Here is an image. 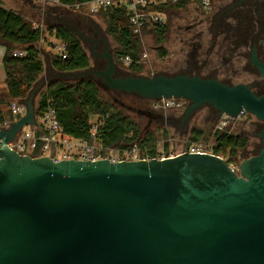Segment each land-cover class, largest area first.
Instances as JSON below:
<instances>
[{
	"label": "water",
	"instance_id": "obj_1",
	"mask_svg": "<svg viewBox=\"0 0 264 264\" xmlns=\"http://www.w3.org/2000/svg\"><path fill=\"white\" fill-rule=\"evenodd\" d=\"M96 42L107 65L94 71L108 89L185 98L183 123L206 104L219 116L245 109L263 121L264 140V92L187 71L118 75L107 43ZM253 63L264 79V62ZM34 99L31 92L26 114L0 131L4 143L36 121ZM0 264H264V147L237 171L214 153L54 160L4 145Z\"/></svg>",
	"mask_w": 264,
	"mask_h": 264
},
{
	"label": "trees",
	"instance_id": "obj_2",
	"mask_svg": "<svg viewBox=\"0 0 264 264\" xmlns=\"http://www.w3.org/2000/svg\"><path fill=\"white\" fill-rule=\"evenodd\" d=\"M83 1L88 0H59L63 5ZM180 6L185 7L183 3H177L170 8L177 9ZM60 8L61 6L52 9L57 12ZM99 13L106 17L108 33L117 39L118 46L113 54L115 62L125 63L124 58L129 56L133 61L128 64V69L132 73H140L143 67V63L138 62L142 54L141 36L132 32L127 10L109 7ZM150 29L155 30L160 38H163L168 29V23L155 26L146 25L143 27V33ZM52 38L65 43L67 50L66 57L57 53L50 54L51 64L56 70L78 71L91 65L90 57L79 37L66 25L57 23L44 29L35 27V24L28 21L20 11L6 8L0 1V41L6 45L3 56L6 91L0 94V102L7 98H24L28 94L33 83L44 71V60L37 47V42L40 39L47 41ZM49 43L53 45L52 40H49ZM15 49L25 50L26 55H14ZM166 53V50H161V54ZM102 92L101 84L91 77L50 83L39 93L36 114H41L48 105H52L65 131L78 138H88L91 116L102 114L104 122L98 137L103 145L117 147L119 150L130 149L137 145L142 157H154L168 153V143L164 147L165 151H158L156 132L145 131L142 120L147 116L145 113L134 112L118 105L106 99ZM49 99L50 102H48ZM158 118L161 117L158 116ZM147 120L151 118L148 116ZM168 133L166 130L164 135L168 137ZM212 137L210 149L213 153L223 156L230 164L249 142L247 136L233 133L228 129H218ZM189 139L190 143H199L207 139L204 128L193 127L189 132Z\"/></svg>",
	"mask_w": 264,
	"mask_h": 264
},
{
	"label": "rangeland",
	"instance_id": "obj_3",
	"mask_svg": "<svg viewBox=\"0 0 264 264\" xmlns=\"http://www.w3.org/2000/svg\"><path fill=\"white\" fill-rule=\"evenodd\" d=\"M58 6H53L56 8ZM57 13L63 14L62 18L57 20V23H62L71 29L79 37L83 48L88 53L91 65L90 68L95 70L100 68H105L107 65V57L105 59L100 58L99 60L93 53L92 46L97 44L96 41L104 40L107 45L104 49H107L108 53L114 54L115 48L118 46L117 39L115 36L111 35L107 31L106 17L101 13L96 14H82L81 12L74 10H68L66 8L58 9ZM200 15H197L192 7H184L183 9H169L167 16L168 29L160 38L159 34L150 29L141 35L142 41V52H147L148 61L143 64L142 71L138 74L141 75H152L158 73L166 74H176L179 72H186V68L189 67L188 61L194 56L192 55L196 49V40L193 37L195 30L188 29L189 26L194 23ZM45 21V20H44ZM70 25L72 27H70ZM46 26V25H45ZM87 26L93 28V34L88 31H84V37L81 35L82 30ZM74 29V30H73ZM46 30V29H45ZM47 31V30H46ZM45 33L47 34V32ZM80 31V32H79ZM89 38L86 40L84 38ZM93 39V40H92ZM96 40V41H95ZM58 43L59 41H55ZM205 43V42H204ZM49 46V43L47 44ZM208 43L206 42L201 49V58L206 57V52L208 50ZM166 50V54H161V50ZM197 56V54H196ZM44 71L39 75L38 79L33 83L28 94L24 97L27 98L31 92L35 93V103L37 105L38 96L41 91H43L48 84L55 83L64 80H73L80 78L76 71H58L56 70L50 61L49 55H44ZM246 59H242L240 62L228 61L225 64L231 65L230 69L234 68L239 70L242 65H245ZM118 75L131 74L132 72L128 69V64L126 63H116ZM223 68L225 69L226 65ZM246 66V65H245ZM0 67V94L6 91L5 80L3 75V69L1 72ZM249 70L238 71L237 75L233 77L232 83L244 82L251 83L254 81V76L249 74ZM204 74H208V69L204 68L202 71ZM136 74V73H132ZM194 74V73H193ZM224 72L220 71L219 78H224ZM82 77H91L96 79L91 74H85ZM97 82L101 84L103 89V96L118 104L130 109L131 111H137L139 113H145L147 116L143 118V127L145 131L152 130L156 132L158 137V151H163L166 143H168V153L165 155H176L178 153L184 152L190 148L193 144L190 143L189 132L193 127H202L206 132L207 139L201 140L199 144L203 147L209 149L212 143V134L218 130L217 125L219 123L220 116L218 111H215L211 105L206 104L197 109L187 122H182V116L189 105L190 101L187 100L184 108H168L156 110L152 107V102L146 100L147 98H142L139 95L133 93H126L122 91H114L108 89L101 80L96 79ZM10 99L7 98L0 102L1 108L4 110L7 118L9 116L8 103ZM154 100V99H151ZM148 116L151 120H147ZM158 116L161 118L159 119ZM152 118H154L152 120ZM259 120L255 115L248 114L246 117L232 120L229 122L225 129L229 131L247 136L249 142L246 148L239 152V155L234 159L231 165L238 171L240 163L254 154L260 145V140L258 137V132L261 128V123L257 122ZM256 122L258 124H256ZM182 124V125H181ZM168 131V137H166L165 131ZM165 151V150H164Z\"/></svg>",
	"mask_w": 264,
	"mask_h": 264
},
{
	"label": "built area",
	"instance_id": "obj_4",
	"mask_svg": "<svg viewBox=\"0 0 264 264\" xmlns=\"http://www.w3.org/2000/svg\"><path fill=\"white\" fill-rule=\"evenodd\" d=\"M49 1V0H43ZM58 2L59 0H54ZM177 3H183L185 7H192L193 10L201 8L204 11L210 10V0H88L76 2L68 6L82 11L85 14H96L101 10L109 7L125 8L131 22V30L134 34L142 35L143 27L146 25L155 26L167 23L168 10ZM178 8H184L180 6ZM44 29L42 23L35 24V27ZM43 40V39H40ZM56 53L62 57L67 56L65 43L53 40L52 45ZM14 55L25 56L26 51L23 49H15ZM133 61L129 56L124 58L126 64ZM148 54L142 52L138 62L147 63ZM50 102V99L48 100ZM187 100L185 98H158L153 100L152 107L156 110L168 108H184ZM9 116L7 118L4 110L0 105V131L6 129L10 124L20 119L26 114V104L16 98L10 99L8 103ZM250 114L242 109L236 117L223 114L219 118L218 129H225V126L232 120L246 117ZM36 121L24 125L16 132L12 140L4 143L0 138V147L6 145L10 149L15 150L21 155L29 154L31 156L48 155L54 160L61 159H84L97 160L109 159L111 161L133 160V159H164L168 156L164 153L154 157H142L139 153L137 145L130 149L119 150L117 147H107L99 140V130L102 128L104 116L102 114H94L90 119V133L88 138H78L68 134L63 124L57 117V111L52 105H48L41 114H36ZM184 152L196 153H213L209 148L196 143L190 146ZM215 154V153H214ZM218 155V154H217ZM221 156V155H220Z\"/></svg>",
	"mask_w": 264,
	"mask_h": 264
},
{
	"label": "flooded vegetation",
	"instance_id": "obj_5",
	"mask_svg": "<svg viewBox=\"0 0 264 264\" xmlns=\"http://www.w3.org/2000/svg\"><path fill=\"white\" fill-rule=\"evenodd\" d=\"M194 11L200 15V18L194 21L188 29L195 30L193 37L196 40V49L192 54L194 57L188 61L189 67L185 71L216 77L223 82L233 84V77L244 68L254 76V81L248 84L256 92H264V79L253 63L254 58L264 62V0H210L209 11H204L201 8ZM88 30L93 32V28L87 26L82 30L81 35L84 37V31ZM84 39L89 40V38ZM204 42H207L209 47L206 57L201 58ZM92 51L98 60L105 59L104 52L100 55L94 50ZM242 59H246V66L242 65L239 70L235 68L231 70V65L225 64L228 61L240 62ZM224 64L226 65L225 69L223 68ZM204 68L208 69V74L202 73ZM90 69L89 74L101 80L96 75L95 69ZM220 71L225 73L223 74L224 78H219ZM211 107L217 111L212 105ZM257 122L261 123V131L263 121L259 119ZM257 122L256 124H258ZM260 131L258 132L260 145L252 155L259 154L264 147V140L259 135Z\"/></svg>",
	"mask_w": 264,
	"mask_h": 264
},
{
	"label": "crops",
	"instance_id": "obj_6",
	"mask_svg": "<svg viewBox=\"0 0 264 264\" xmlns=\"http://www.w3.org/2000/svg\"><path fill=\"white\" fill-rule=\"evenodd\" d=\"M2 5L6 8L20 11L28 21H32L34 24L42 23L44 28H48L53 24H57V20L64 16L63 14H59L54 12L52 9L53 6H61V8H66L68 10H74L75 12L79 11L74 9L68 5H63L59 1L56 2L54 0L43 1V0H0ZM180 9V8H177ZM85 15L82 11H79ZM61 16V17H60ZM45 20V21H44ZM46 25V26H45ZM49 40H54L49 39ZM49 40H39L37 42V47L40 51V54L43 56L49 55L51 53H56L55 48L49 43ZM56 41V40H55ZM49 43V46L47 45ZM6 51V45L0 41V67L3 69L4 80L6 78L4 66H3V56ZM44 60V59H43ZM1 69V72H2ZM6 87V84L5 86ZM21 101H25L26 98H16ZM35 101V99H34ZM35 107H37L35 103Z\"/></svg>",
	"mask_w": 264,
	"mask_h": 264
}]
</instances>
